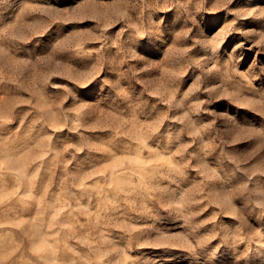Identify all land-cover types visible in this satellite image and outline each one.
I'll return each mask as SVG.
<instances>
[{
  "label": "rangeland",
  "instance_id": "374dc122",
  "mask_svg": "<svg viewBox=\"0 0 264 264\" xmlns=\"http://www.w3.org/2000/svg\"><path fill=\"white\" fill-rule=\"evenodd\" d=\"M0 264H264V0H0Z\"/></svg>",
  "mask_w": 264,
  "mask_h": 264
}]
</instances>
